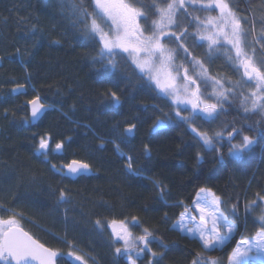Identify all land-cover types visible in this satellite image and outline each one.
Here are the masks:
<instances>
[{
  "label": "trees",
  "instance_id": "obj_1",
  "mask_svg": "<svg viewBox=\"0 0 264 264\" xmlns=\"http://www.w3.org/2000/svg\"><path fill=\"white\" fill-rule=\"evenodd\" d=\"M72 2L0 0V206L17 213L21 227L40 243L58 250L63 257L58 264H72L69 252L82 256L86 264H127L115 254V248L123 246L114 242L109 230L114 220L124 221L135 237L149 229L155 237L149 247L164 254L161 264H190L196 253L227 263L236 243L259 230L253 223L259 209L247 218L244 209L258 193L264 196V137H256V145L244 160L218 163V153L201 148L189 125L175 116L171 101L158 94L125 54L115 57L114 74L94 61L99 45L84 35L79 22L83 17L74 14ZM81 3L89 12L93 10L91 0ZM136 3L148 14L147 20L141 19L142 26L158 19L152 0ZM226 3L247 33L248 55L264 61V40L259 39L264 32V0ZM195 14L176 12L175 23L168 30L180 34L186 29L185 44L204 63L209 76L222 80L225 88L237 86L236 95L229 97L214 123L196 120L192 126L199 131L244 126V134L254 135L247 126L259 127L257 121L264 123V114H245L241 106L243 97L254 91V83L245 82L242 70H236L229 59L234 55L230 46L220 45L211 52L204 42L197 40L193 46L196 18L208 16L209 11ZM166 43L176 47L174 41ZM182 55L177 60L188 64L181 61ZM19 85L26 92L15 95L13 89ZM207 87L211 93L210 82ZM111 92L121 100L114 110ZM37 97L53 110L32 125L28 101ZM190 115V110L181 112V116ZM159 119L167 120L169 126L154 130ZM133 124V134L125 140L123 133ZM42 136L51 138L52 148L63 141V152H50L47 160L34 155ZM217 147L226 155L227 139L223 147ZM198 153L203 157L199 163ZM127 156L132 157L139 176L129 174ZM72 160L88 163L94 176L71 181L51 168L53 164L61 168ZM157 184L165 192L163 200ZM200 187L211 188L220 196L222 208L238 207L237 218L229 217L238 231L221 250L204 251L198 240L173 228L184 210L181 204L190 206ZM60 190L66 191L67 203H57ZM150 259L145 252L137 264H148Z\"/></svg>",
  "mask_w": 264,
  "mask_h": 264
},
{
  "label": "snow or ice",
  "instance_id": "obj_2",
  "mask_svg": "<svg viewBox=\"0 0 264 264\" xmlns=\"http://www.w3.org/2000/svg\"><path fill=\"white\" fill-rule=\"evenodd\" d=\"M91 3L94 6L91 12L82 6L81 0H73L71 6L74 14L80 13L83 17L79 22L83 25L84 35L99 45L97 56L93 59L101 63L105 72L114 74L117 70L115 57L126 54L135 69L139 70L142 77L147 78L158 94L163 98H170L171 104L176 109L175 116L189 125L201 148L218 153V163L242 161L252 152L257 143L256 137H264V123L260 121H257L259 127L247 126V131L254 132V135L244 134V126H232L231 131L227 129L199 131L192 126L196 120H202L209 125L214 123L224 111L225 103L230 102L229 97L236 95L237 85H229L225 88L222 80L209 76L204 63L192 56L189 47L185 44L188 36L186 29L180 34L166 30L175 23L174 17L180 8L199 5L203 9H218L220 13L218 17H208L205 21L196 18L198 21L196 27L202 30L194 35L193 46H197V40L206 42L211 52L217 50L222 42L229 45L234 51V55L229 59L235 63L236 70H242V76L246 78L245 82H254V91L244 96L241 101L243 112L264 113V61H256L248 55L245 50L247 33L242 28L240 19L236 18L229 9L226 0H207V3H203L202 0H178V2L161 0L159 4L157 0H152L154 14H158V19L152 20L150 26H142L141 19L147 20L148 14L143 10L142 4L137 6L136 0H91ZM261 23L264 24V19ZM259 39L264 40V32ZM166 41H174L176 47H169ZM180 53L183 54L180 56L181 61L186 60L190 67H184L183 63L177 64L176 60ZM209 81L212 84L211 93L208 92L207 87ZM202 85L203 91H201ZM22 88L23 85H19L13 89V92H19ZM109 96L111 109L119 108L120 97L115 92H111ZM28 103L31 105L33 121L38 120L45 111L44 105L39 102L38 97ZM184 110H190L191 115L181 116ZM168 119L170 120L171 117ZM168 126L167 120L159 119L154 125V130ZM135 127L133 124L125 129L123 133L125 140L132 136ZM238 138L239 142H234ZM225 139L228 146L226 155L217 147L218 145L223 147ZM64 146V142L61 141L52 148L51 138L42 136L34 155L43 156L47 160L50 152L60 154ZM116 151L119 152V145L116 146ZM145 151H148L147 146ZM120 155L123 156L124 153L120 152ZM202 159L203 157L198 153L197 162ZM126 160L129 174L139 176L140 172L133 169L132 157L127 156ZM51 168L62 179H72L90 173V165L79 160H72L61 168L53 164ZM157 187L161 188L160 199L163 200L165 192L159 184ZM257 197L245 205L244 211L247 218L259 209V214L253 219V223L258 224L259 230L236 243L227 257L228 264H253V262L264 264V196L258 193ZM67 202L66 191L60 190L57 203ZM223 204L222 198L211 188L200 187L190 206L181 204L184 210L174 227L198 239L204 251L222 249L234 238L238 229L234 220L229 218L230 216L237 218V205L225 209L222 208ZM0 210L10 211L4 206H0ZM17 215L13 211L6 218L0 216V264H58V261L63 259L62 254L34 239L20 226ZM133 221H136L135 217ZM97 225H100V221H97ZM110 226L115 238L114 242H123L122 248H115L116 256L124 257L127 264H137V259L147 252L152 257L148 264H161L164 254H158L149 247L155 242V237L149 229L145 228L142 235L134 237L124 221L114 220ZM161 247L166 248V245L161 244ZM133 253L136 259L133 258ZM67 256L74 257L80 264H86L80 255L69 252ZM190 264H219V262L217 259H204L201 253H196Z\"/></svg>",
  "mask_w": 264,
  "mask_h": 264
},
{
  "label": "rangeland",
  "instance_id": "obj_3",
  "mask_svg": "<svg viewBox=\"0 0 264 264\" xmlns=\"http://www.w3.org/2000/svg\"><path fill=\"white\" fill-rule=\"evenodd\" d=\"M185 11V12H191L192 13V15H197V14H195V13H199L201 10H204V11H209V14H208V16H206V17H204V18H202V19H199V21H205L208 17H213V18H215V17H218L219 15H220V13H219V10L218 9H203V8H201L199 5H196V6H192V5H189V6H187L186 8H180L177 12H179V11ZM174 21H175V17H174ZM196 21H197V19H196ZM197 23H198V21H197ZM171 26H173V25H170L169 26V28H171ZM168 28V29H169ZM168 29H166L167 31H169ZM200 30H202V28L201 29H198V28H196V31H195V33L194 34H196L198 31H200ZM204 43H206V42H204ZM207 44V43H206ZM221 45H227V44H225V43H221ZM227 46H229V45H227ZM126 55V54H125ZM176 62H177V64H180V62L178 61V60H176ZM183 64H184V67H190L189 66V64H185V62H183ZM210 83H211V81H209ZM254 83V82H253ZM169 100H170V98H168ZM264 114V113H263ZM6 214H9V215H11L12 213H9V212H4V213H2V214H0V216H4L5 218L7 217V215ZM18 219V218H17ZM178 222H179V220L174 224V225H177L178 224ZM20 226H21V224H20ZM129 228V227H128ZM173 228L175 229V230H177L178 232H180V234H182V235H184V236H187V237H189L190 239H194V238H192L191 236H189V235H186V234H184L182 231H180L178 228H176V227H174L173 226ZM109 230H110V232L112 233V228H111V226H109ZM129 231L131 232V230H130V228H129ZM237 231H238V229H237ZM237 233V232H236ZM133 234V233H132ZM134 236V235H133ZM135 237V236H134ZM196 240H198V239H196ZM230 242V241H229ZM119 243L123 246V242L122 241H119ZM200 243V242H199ZM227 245V244H226ZM225 245V246H226ZM224 246V247H225ZM223 247V248H224ZM222 248V249H223ZM218 250H221V249H218ZM141 256H143V254L141 255ZM133 258L134 259H136V257H135V253H133ZM218 262H219V264H228V261H227V263L226 262H223V261H221V260H218ZM253 264H255V262H253Z\"/></svg>",
  "mask_w": 264,
  "mask_h": 264
},
{
  "label": "water",
  "instance_id": "obj_4",
  "mask_svg": "<svg viewBox=\"0 0 264 264\" xmlns=\"http://www.w3.org/2000/svg\"><path fill=\"white\" fill-rule=\"evenodd\" d=\"M25 92H26V90L24 88H22V89H20L19 92H14V94L15 95H21V94H24ZM38 98H39V102L44 105L45 111L42 113L41 117L38 120L33 121V118L31 116V105L28 103V108H29V111H30V121H31V124L32 125H37L42 120V118L44 117V115L48 111L53 110V107H51L50 105L46 104L40 97H38ZM62 152H63V150H62ZM92 176H94V171L90 167V173L89 174H87V175H81L79 177L72 178V179H69V180H71V181H77L79 178H82V177H92ZM68 259L71 261L72 264H80V262L75 261L74 257H71V258L68 257Z\"/></svg>",
  "mask_w": 264,
  "mask_h": 264
}]
</instances>
